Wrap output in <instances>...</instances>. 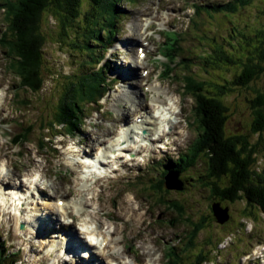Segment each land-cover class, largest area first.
I'll return each instance as SVG.
<instances>
[{
	"label": "rangeland",
	"instance_id": "obj_1",
	"mask_svg": "<svg viewBox=\"0 0 264 264\" xmlns=\"http://www.w3.org/2000/svg\"><path fill=\"white\" fill-rule=\"evenodd\" d=\"M200 3L209 7L214 3L217 4V7L213 10L204 7L196 13L194 7L200 6ZM225 3L229 4L231 9V3H233V7L236 6V9L232 12L228 10L220 12L223 8L229 9L227 6L222 5ZM115 4L118 15L114 20V26L118 18L123 16L116 27L117 32L121 35L115 36V39L118 40L117 43L107 51L106 56L108 59H104L100 63V65L110 69L107 70L106 77L114 79L109 85L108 92L100 101L96 100L93 103L84 104L88 118L80 125V132L69 135L62 127L54 128L56 132L62 133V135L56 136L47 142L48 146L54 144L55 150H51L48 146L40 148L38 138L46 134V131L40 130V121L50 115V101H55V95L60 89L55 84L58 83L56 76L51 79L48 73H45L46 80L38 94L42 96L41 98H38L37 94L20 92L18 99L25 98L27 103L17 104V98L15 97L17 78L14 79L11 72L6 68L8 61L3 54L5 53L3 49L5 43H0V167L4 168L5 165V169L0 170V177L9 169L15 170L21 176H27L21 177L23 185H19L18 189L21 188L19 192L10 189L8 186V188H5L4 185L0 186V194L3 198L2 203H0V241H6L2 249L13 255L14 251L19 250V255L7 257L5 263L55 264L54 262H56V264H73V254L66 248L65 237L63 238L62 235L61 238L58 235L50 236L47 232L53 234L54 231H51L50 228H54L62 234V228L68 230V226L70 224L72 226V222L65 223L63 221L62 215H60V219L55 215V209L58 206L57 201H63L61 206L63 210L60 209L57 212L59 214L66 212L72 221L74 212L78 213L79 208L74 207L70 200L75 199L74 193L81 191L80 197L82 198L88 192L86 198H89L93 193L92 200L94 202L89 206L94 211L100 210L98 215L102 217L101 220L104 223L103 227H100V231L104 229L110 233L113 229L114 231L120 229L119 236L118 233L111 235L110 242L112 244L108 249L111 252L118 251L121 253L119 257L124 259L118 260L117 263L119 264H126L125 261L129 259H135L139 264H150L149 257L153 253L148 252V256L143 252L145 248L155 253L159 249L162 253V257L156 264H165L164 252L166 250H173L178 259H181L184 264H193L199 253L202 254V264H264V214L257 207L250 208L242 201L225 204L219 200L210 199L207 196V187L199 182L193 183L186 180L188 183L187 189L186 182H184L185 189L184 187L181 189V179L179 180V176L176 177V175L171 174L173 164L177 163L173 159L178 154L187 152L188 146L196 137V126L193 123V115L190 119L186 116L192 112V99L187 93L183 94L180 80H175L179 78V74L173 71L170 79L158 77L162 69L161 66H164V63L167 62L164 57L158 54L159 51L160 53L166 52L163 49L165 44H161L163 41L161 31L171 29L176 31L178 46L180 47L177 59L181 58L180 55L184 53L191 60L188 65L190 70L187 67L183 70L185 72H194V74L205 78L199 68V60L196 58L198 55L203 54L208 47L218 46V44L223 45L224 52L235 59L238 64L251 59L252 63L264 67V61L258 60V51L264 46V0H246L244 4L237 0H137L136 3L135 0H129V2L127 0H117ZM163 4L168 5L165 7ZM192 4H194L193 7ZM84 5H86V0H84ZM3 10L4 8L0 5V40L6 27ZM194 20H196L195 23ZM42 23L43 26L40 30H43L46 39L44 66H49L50 72L53 70L55 75L59 72L58 78L67 76L71 71L73 73L74 68L79 63L78 57L86 58V54L82 55L73 51L76 49L70 47L68 39L60 35L59 24H57L54 16L43 15ZM77 24L82 27L80 23ZM107 24L109 28L112 27L111 20L108 17ZM144 29H146L145 33ZM105 34L106 32L102 31L97 34L98 41L103 45L109 43ZM171 38L175 39V36L172 35ZM160 45L162 48H160ZM166 45H169V42ZM139 46L145 47L143 50L145 57L143 59L138 56L137 47ZM170 52L172 53L173 50L170 49ZM104 55L105 51L103 50L97 60H101ZM133 57L138 59V63H135L137 59ZM97 63L98 61L95 62L94 69ZM88 68L89 66H86V69ZM127 68H131L132 71ZM98 69L100 70L99 66ZM101 70L105 74V70ZM142 70L148 72L145 73ZM238 70L239 65H229L216 71L222 77L231 78ZM164 74L168 75V71ZM121 75H127L128 77L123 80L138 86V90L134 92L139 96L137 97L139 98L138 101L125 97L124 92L118 89L122 86ZM10 78L15 84H12L9 89ZM59 80L64 79L60 78ZM119 91L121 92L119 93ZM256 91H264V72L250 81L246 88H235L227 97L222 98L223 104L228 108L229 118L226 123V130L229 133L250 134L249 125L252 114L248 100L253 98ZM175 103H183V111L180 115H178L179 107L174 105ZM153 105H156V107L153 108ZM157 107L165 110V112L154 114L170 118L165 133L167 136L171 135L168 137L173 138V140L167 138V136L156 138L157 133L165 129H157L154 124L147 127L149 130L147 137L150 139L155 137V140L154 143H151L152 145L144 148V152L146 153L147 149L152 147L156 148L154 149L155 156H160L156 165H153V160H147L137 176L123 178L122 180L118 178L115 171L111 175L107 171L108 176L100 179V182L89 179L87 174L86 178L88 180H82L83 176L79 174L81 164H77L79 167L71 164L76 159L79 161L80 156L76 158V156L73 157L67 154L69 150L78 147L85 149L90 144H92V147L104 150V147L108 146V141L114 138L113 134L117 133L116 122L123 118L128 123L137 122L143 117H147L152 111L155 112ZM92 109L98 111L94 112ZM178 116L182 118V122L177 120L175 127L182 128L186 132L185 135H182V132L176 133V131L171 133L173 121ZM46 122L50 121L47 120ZM113 122L114 124H112ZM156 122L161 123L162 119L159 117ZM28 125L32 126L28 141L16 140L15 135L23 131L24 127ZM261 135L263 139L259 150H257L258 145L255 144L257 162H261L264 158V132ZM181 136L184 137L183 140H181ZM95 137H98L99 140L95 141ZM249 139L251 143H255V136L249 137ZM117 140L119 141V138ZM132 142L135 143L136 147L142 144V142L140 144L135 140ZM157 142H163V146H160L161 144ZM164 146L168 150L161 151L164 154L159 153V150H162ZM136 147L132 150L133 153L137 152ZM116 153L121 152L118 149L106 152L107 158L108 155H112V161L120 160L115 159ZM140 163L142 162L140 161ZM133 166H136V161H133ZM162 168L165 171L169 170L170 175H168L166 183L176 184V187L166 184L169 189L165 190L159 186L158 183L163 177L160 174ZM201 170V163L198 162L189 171L180 174V177L185 179V173L191 175L201 174ZM121 171L124 172L125 168H121ZM134 172L138 171L134 170ZM94 182H99L105 187L97 186L99 184ZM34 183L37 184V188L39 187L38 190ZM91 183L94 184L90 187L85 188L83 186ZM100 189H103L101 197L96 201ZM107 192L111 194L108 195ZM50 195L51 201H48ZM159 197H164L169 203L180 200V203L184 206V215L190 220V224L183 220V216L178 217L174 210L166 206L168 201L159 203ZM15 198H20L18 205L13 202ZM143 201L145 204H140L138 208H149L151 211L150 216L148 214L137 215L133 212L132 215L135 217H131L130 206L131 209L136 210L137 203ZM21 202L24 203L21 205ZM214 202L220 205L219 209L224 210L223 208H226L228 218L224 220L222 211L215 207L217 215L213 214L201 230L195 236L190 237V247L183 250L189 242L188 237L189 233L192 232V225L201 217L198 210L204 214H209L208 205ZM206 203H208L207 206H205ZM117 208L122 211L123 215H113ZM90 213L94 216L93 211H90ZM8 214H11L10 217L14 216V221L10 219ZM50 216L53 226H48L45 221L41 225L44 227V232L40 229V234L36 233L33 226L38 224V220L35 219L43 220L45 218V220L51 221ZM146 217H148L147 221L149 222L147 229L143 227L145 226ZM21 223L24 225L23 229H19ZM74 225L81 226L79 222ZM142 227L144 228L143 231ZM148 231H151V236ZM24 232L27 234L24 235ZM59 232L55 231L56 234ZM17 233L21 234V237L17 240L10 236V234L16 236L14 234ZM68 233L73 234V231H68ZM140 233L144 235L141 236ZM23 235L25 238L30 237L25 244L21 243ZM104 236L107 235L104 234ZM45 238L48 242V245H46L56 249L52 256L46 257L45 253L51 251L47 246L45 247L46 251L43 252L42 250L39 256L38 251H36V255L27 254L29 249L27 243L34 245L35 242L40 240L45 241ZM118 240L120 241L118 242ZM102 243H104L103 240ZM91 250L97 249L91 247ZM26 255L28 258H25ZM30 255H34L36 258L34 256L32 258ZM111 258L116 259V256L113 255ZM22 260L27 262L21 263ZM81 260L84 262L85 258H81ZM114 261L103 259L105 264H115ZM91 262L95 261L91 259Z\"/></svg>",
	"mask_w": 264,
	"mask_h": 264
},
{
	"label": "trees",
	"instance_id": "obj_2",
	"mask_svg": "<svg viewBox=\"0 0 264 264\" xmlns=\"http://www.w3.org/2000/svg\"><path fill=\"white\" fill-rule=\"evenodd\" d=\"M116 1L86 0V5H84V0L0 1V3L2 2L1 7L4 8L3 19L6 23L0 43H5L3 49L8 61L6 68L14 79L17 78L16 103L21 105L27 103L25 98L18 99L20 92L39 94L46 80L45 73H48L51 79L56 76L58 83L55 84L58 89L60 87L55 95V101H50V115L40 121V130L46 131V134L38 138L40 148L47 147V142L57 136L58 133L54 128L62 127L69 135L77 134L86 114L84 104L95 102L108 90L112 80L108 79L101 69L94 70V65L100 57L101 51L104 50L103 43L97 39V34L100 31L106 32V40L110 43L113 39L112 36L116 33L118 22L117 20L114 26V20L118 15ZM237 1L241 4L246 3V0ZM222 5L229 9L223 8L220 12L223 10L232 12L236 9V6L233 7V3H231L232 9L227 3ZM204 7L213 10L217 4L213 3L211 7ZM195 8L196 11L199 10L198 6ZM43 15L54 16L59 24L60 35L68 39L70 47L76 49L73 51L82 55L86 54V58L78 57L79 63L73 73L71 71V74L60 77L64 79L62 81L58 78L59 72L55 75L53 70L50 72L49 66H44L46 39L43 30H40L43 26ZM104 16L111 20V28L107 24V17ZM77 23H80L82 27ZM172 35L175 36V39L171 38ZM167 40L169 45L166 46V52L162 54L167 55L169 61L173 62L180 51L177 35L169 34ZM222 46L212 45L203 54L197 56L196 59L200 63L199 68L205 78L194 74V72L183 71L191 61L189 56H185L184 53L180 55L181 59L176 64L180 68L178 74L180 73L179 76L184 83L186 93L193 99L192 111L196 137L188 146L184 156L180 157V161L174 163L172 168L182 175L184 171H189L200 162L201 174L185 173V179L179 176V180L181 179L183 183L186 182V189L187 181L199 182L207 187V196L210 199H216L225 204L242 201L250 208L257 207L264 214V158L261 162H257L255 149V144L258 145L257 150L260 149L263 139L261 134L264 132V91H256L253 98L248 100L252 114L249 135L241 132L229 133L226 130L229 114L227 106L222 101V98L227 97L235 88H246L250 81L264 72V67L252 63L251 59L238 64L235 59L224 52ZM170 49L173 50L172 53ZM258 60L264 61V46L258 51ZM229 65H239L238 72L231 78L222 77L216 71ZM86 66L89 68L86 69ZM164 67L166 68V66ZM187 69L190 70L189 67ZM166 72L167 69L164 73ZM37 97L41 98L42 96L38 95ZM46 98L48 99V97ZM47 120L50 122H46ZM31 130V125L24 127L23 131L15 136V139L28 141ZM253 136H255V143H251L249 139ZM48 147L55 150L54 144ZM37 148L40 150L39 147ZM158 184L167 190L162 181ZM158 201L160 203L168 200L159 197ZM172 202L173 204L168 201V206L174 209L179 217L183 216V220L187 224H190V220L184 215V206L180 200ZM207 205L208 203L205 206ZM213 205L220 207L217 202H214L208 205L209 214L198 210L201 217L192 225V232L188 237L189 242L183 250L190 247V237L195 236L213 216ZM6 256L3 257L0 252V264ZM202 262V254L199 253L193 264H202ZM165 264L184 263L178 259L175 252L174 254L167 252Z\"/></svg>",
	"mask_w": 264,
	"mask_h": 264
},
{
	"label": "bare ground",
	"instance_id": "obj_3",
	"mask_svg": "<svg viewBox=\"0 0 264 264\" xmlns=\"http://www.w3.org/2000/svg\"><path fill=\"white\" fill-rule=\"evenodd\" d=\"M145 30L146 29H144V33H145ZM117 41L118 40L110 42V43H106V44L103 45L104 46L105 55H104L103 58H101V60L100 59L96 60V62L98 61V63H97V65H96L94 70L98 71L99 70L98 66H99L100 69L105 70V76H106L107 70L109 71L110 69H107L105 66L100 65V63L104 59H108L107 56H106V53L111 47H113V45H115L117 43ZM160 55L162 57H164L166 59V61H167L166 63H164V66H167L166 69L169 72V74L166 75L162 71H160L159 74H158V77L161 76L163 78L170 79V78H172V72L173 71H174V73H176V72L178 73L179 71H178V69H176V64H173V62L169 61V57L167 55H164V54H160ZM179 59H181V58H179ZM179 59H177L176 62H178ZM122 68H124V67H122ZM127 69L131 70V68H127ZM127 77H128L127 75H121L120 78L122 79L121 80L122 81L121 82L122 86L118 87V89H120L121 91L124 92L125 97H128V98H131L133 100L138 101L139 100V98H137V97H139L138 94H134V92L136 90H138V89L136 88V85L130 84V83H128V81L123 80V79H126ZM113 79L114 78H110V80H113ZM175 80L176 81L180 80V82L182 84V92L185 95L186 94V90L184 88V83L182 82V79L180 78V76H179L178 79H175ZM108 90L106 92H108ZM121 91H119V93ZM106 92H104L102 94V96L100 98H98V101H100L104 97ZM127 93H130V94L128 95ZM189 97L192 99L191 95H189ZM119 98H120V96H119ZM174 105L179 107L178 115H180L182 113V111H183V103H175ZM191 106H192V109H193V99H192V105ZM155 107H156V105H153V108H155ZM189 108H188V110H189ZM155 110L156 111L153 112L150 109V111H152V113L151 114L149 113L147 115V117H143L142 119H140L137 122L128 123L127 120H125L124 118L123 119L119 118L120 120L115 123L116 124L115 128L118 127L117 128V133L113 134L114 138L110 139L108 141V146L104 147V150H101L100 148H96L94 146L92 147L91 146L92 144H90L85 149H83L82 147H78L79 149L78 148H74V150H69L67 154H70L73 157L76 156V158L80 156L79 161L76 159L73 162V164L76 165V166H78L77 164H81L80 167L81 168H83V167L85 168V172H86V174H87L89 179H95L96 181H99L100 179L106 178L108 176V174L111 175V173H113L114 171L117 174L118 178H120V180H122L123 178H131L132 176H137L139 171H140V169L143 167V165L146 164L147 160H153V165H156L157 164V160L160 157V156H157V157L155 156L156 152H154V149H156V148H153V147L151 149H147L146 153L144 152L145 151L144 148H146L149 145H152L151 143H154L153 141L155 140V137H153L152 139L147 137V133L149 132L147 127H149L150 124H154L155 127H157V129H165V130L159 131L157 133V135H156V138H162V136H167L165 131L167 130L166 125H167L168 121L170 120V118L167 117V116L161 117V116H158V115L154 114V113H162L163 114L165 112V110H161L158 107ZM192 115H193V111L190 114L186 115V116H188L189 119H190V117H192ZM159 117L162 119L161 123H157L156 122ZM73 119H75V118H73ZM177 120L182 122V118H180L178 116V118L175 121H173L174 124L171 126V133L176 131V133L182 132V135H185L186 132H184V130L182 128H180L179 126L175 127L176 126L175 124L178 122ZM80 124H81V122H80ZM112 124H114V122ZM191 124H193V123L191 122ZM106 125H108V124H106ZM187 125L188 124L186 123V126ZM57 133H59V134H57V136L62 135V133H60V132H57ZM168 136H171V135H168ZM168 136H167V138H170ZM172 137H173V135H172ZM175 137H177V136H175ZM117 138H119V141L117 140ZM135 138H137V139H135ZM170 139L173 140V138H170ZM183 139H184V137L181 136V140H183ZM97 140H99L98 137H95V141H97ZM134 140L136 142H139V143L142 142V144L140 143L141 145H138L136 147L135 143L132 142ZM165 141L167 142V139ZM120 143H121V146H120ZM157 143L161 144L160 146H163L162 145L163 142H157ZM135 147H136L137 152L133 153L132 150ZM115 149H118V151L121 152V153H116L115 154V159H120V160L112 161L111 160V156L112 155H108V158H107L106 152H109L110 150L113 151ZM167 150H168V148L166 146H164L162 150H159V153L164 154L161 151L164 152V151H167ZM184 154H185L184 152L178 154L177 157L173 159V161L174 162H179L180 161V157L182 158L184 156ZM135 155H139V156H135ZM133 161H136V166H133ZM140 161L142 163H140ZM170 161H169V163H170ZM112 162H115V163H112ZM167 166H169V165H167ZM3 167L4 168L0 167L1 171H3V169H5V165ZM121 168H125V171L122 172ZM134 170H137L138 172H134ZM107 171H108V174H107ZM168 171L169 170L165 171L162 168L161 172H160V174L163 175V177H162V179H160V181L163 182V184L166 187V189H169V188H167L166 184L168 186L170 185L171 187H176V184H168V183H166L167 177H168V175H170L168 173ZM171 174H174V175H176V177H178L180 175V172L177 171V170H173L171 172ZM20 177H21V174H19V173L17 174V172H15V170L9 169V171H7L4 175H2L0 177V178L3 179V180L0 179V186L4 185L5 188L10 187V189L16 190L17 192H19V191H21V188L18 189L19 185H23V183L20 180ZM82 180H88V179L86 178V176H84ZM81 182H83V181H81ZM99 182H94V183L99 184L97 186H101V187L104 186L105 187V185H102ZM83 183H88V182H83ZM94 183H91L90 185H83V186L85 188H87V187L92 186ZM180 183H181V189H182L184 187V183L182 181H180ZM100 190L101 191L98 194V198H97L96 201H98L100 199V197H101V192H102L103 189H100ZM127 191L132 192L130 190H127ZM80 193H82V192L78 191L77 193H74V196H75L74 198L75 199L74 200H72V199L70 200L74 207H78L79 208L78 213L74 212V215L72 217V221H71L72 222V226L70 224L68 226V228H69L68 230H65V229L62 228L63 233L61 234L63 236V238L65 237V241H66V244H67V246H66L67 250L71 254H73V264H77V263H83V264H105L103 262V259H110L111 261L116 260V262L118 260H120V259H124V258L119 257V255L121 254L120 252H118V251H115V252L112 251L111 252L110 250H108L111 247V244H112V242H110L111 235H113L114 233H118V236H119L120 233H121L120 229H116L115 231L113 229V231L110 232V233H108L104 229L100 231V227H103V225H104L103 221L101 220L102 217H100L98 215L100 210L94 211L89 206V204L94 202L92 200L93 193H91V196L89 198H86V195L89 192L86 195H84L83 198L80 197V195H81ZM117 193H119V192H117ZM107 194L110 195L111 193L107 192ZM40 195H42V194L40 193ZM19 199L15 198L13 200V202L16 205H18ZM50 200H51V195H50ZM2 201H3V198H2V196L0 194V203H2ZM143 202L142 203H139V202L137 203V209L136 210L135 209H131V206H130L129 209L131 210V217L133 216L132 215L133 212H135L137 215H139V214H146L147 215L148 214V216H150L151 211L149 210V208H145V209L143 207L138 208V206L140 204H142V205L145 204V202L144 203ZM171 203L173 204V202H171ZM62 205H63V202H60V208L57 206V208L55 209V212H57V210H60ZM111 206H112V203H111ZM166 206L169 207L168 205H166ZM169 208L172 209L171 207H169ZM61 210H63V209H61ZM172 210H174V209H172ZM90 211H93L94 216L91 215ZM160 211H163V210H160ZM83 213H84V215H83ZM175 213L177 214L176 211H175ZM116 214L117 215H123L122 211L118 210V208H117V211L113 215H116ZM8 215L10 217L11 214H8ZM61 215H62L63 219H65V218L67 219V217H68V214L66 212H62ZM177 216H178V214H177ZM125 217H126V215H125ZM133 217H135V216H133ZM49 218L52 221L51 216ZM147 218L148 217L145 218V220H146V221H144L145 226H143L145 229H147L148 225H149V222L147 221ZM10 219H12L14 221V216L12 215L10 217ZM63 219H61V220H63ZM35 220H38V224H36V226H33V228L36 230V233H38V234H40V229H42V231H43L44 227L41 226V225L45 221H46L45 223L48 226H50V227L53 226V221L51 222L49 220H45V218L43 220H40L38 218L35 219ZM96 221L98 222V224H97ZM77 222H79L81 224V227H84V228L87 227V226L88 227H94L97 230V234L92 233V234L89 235L90 239H87L85 236H82V234L85 232V230H82V229L79 230L80 226H78V225L77 226H78L79 232L77 234H75V232H77V227H75L74 224L77 223ZM143 227H142V231L144 230ZM7 229H8V227H7ZM50 229H51V231H55L54 228H50ZM68 231H73V234H69ZM142 231H141V233H142ZM148 232L150 233L151 231H148ZM47 233L50 234V236H55L54 233L53 234L49 233V232H47ZM141 233H140V235L143 236L144 234L142 235ZM26 234L24 232V235H26ZM104 234L107 235V236H104ZM14 235H16V236H12L10 234V236L12 238L16 239V240L21 237L20 233H17V234H14ZM24 235L21 238V243H23V244L28 242L29 238H30V237H26L25 238ZM150 236H151V233H150ZM83 237L86 240V242H88V243H85V241L83 242ZM99 237L101 238V240H99L97 242ZM135 237H136V235H135ZM70 240H71V242H70ZM102 240H103L104 243H102ZM114 240H116V239H114ZM119 241L120 240H118V242ZM60 242H62V241H60ZM43 243H45L44 246H42ZM47 243L48 242H46V238H45V241H41L40 240L38 242H35L34 245H31V244L27 243V247L29 248L27 254L31 253V254L36 255V251H38L39 252L38 256H39L40 252L42 250H43V252L46 251L45 247L48 245ZM14 244H16V243L14 242ZM4 245L5 244H2L0 242V250H2ZM84 245H86V247L89 246V245H91L92 247L93 246H100V247H102V249L93 250V251L90 252L89 255L87 254L86 251L83 254H80L79 250L82 247H84ZM146 245H148V244H146ZM105 246H108V247L105 248ZM148 246H150V245H148ZM47 247H49V249L51 251L48 252V253L46 252L45 255H46V257H50V256L53 255L54 252H56V249L54 247H52V246H47ZM151 249H152V246H151ZM18 251H14V256L19 255ZM143 252L146 253L148 256H149L150 252L153 253V255L149 257L150 264H156L157 262H159L160 258L162 257V253L159 251V249L155 253L152 250H150L148 248L147 249L145 248ZM22 254H24V252H22ZM113 255L116 256V259L111 258V256H113ZM33 256H31V257L34 258L35 256L34 257ZM25 258H28L27 255H26ZM81 258H85V261L82 262ZM91 259H93L95 262H91ZM45 261L47 263V259ZM25 262H27V261L26 260H24V261L22 260L21 263H25ZM54 263L56 264V262H54ZM125 263L126 264H136V260L135 259H129L128 261H125ZM12 264H14V262ZM37 264H40V263H37Z\"/></svg>",
	"mask_w": 264,
	"mask_h": 264
},
{
	"label": "water",
	"instance_id": "obj_4",
	"mask_svg": "<svg viewBox=\"0 0 264 264\" xmlns=\"http://www.w3.org/2000/svg\"><path fill=\"white\" fill-rule=\"evenodd\" d=\"M180 181H181V180H180ZM215 207H217V208L219 209V206H218V205H213V206H212V208H213V213H214L215 215H217L216 212H215ZM219 211H222V213L224 214V220L228 218V213H227L226 208H224V210L219 209Z\"/></svg>",
	"mask_w": 264,
	"mask_h": 264
}]
</instances>
